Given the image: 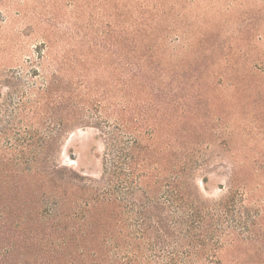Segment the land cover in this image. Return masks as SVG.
<instances>
[{
    "label": "rangeland",
    "instance_id": "1",
    "mask_svg": "<svg viewBox=\"0 0 264 264\" xmlns=\"http://www.w3.org/2000/svg\"><path fill=\"white\" fill-rule=\"evenodd\" d=\"M0 264H264V0H0Z\"/></svg>",
    "mask_w": 264,
    "mask_h": 264
},
{
    "label": "trees",
    "instance_id": "2",
    "mask_svg": "<svg viewBox=\"0 0 264 264\" xmlns=\"http://www.w3.org/2000/svg\"><path fill=\"white\" fill-rule=\"evenodd\" d=\"M130 146L125 145V143L120 142L113 143L111 152H107L104 160L105 169L103 171V177L101 178V182L105 180L106 176H112V175H119L122 172V169H126L128 172V175H134L136 171L141 168L145 167L146 161L143 159H139L137 154H135V151H137V145L136 140H133L130 142ZM108 165V166H107ZM159 165V164H158ZM156 167V174L154 177L142 174L139 176L138 180L134 182V184H130L127 186V190L125 192V196H131L130 199H133L134 195L133 190L136 187V184L138 183L142 187H149V188H155V190L158 189H166L167 196L169 197V200H172V202L177 203L179 207H182L181 202L183 200V192H184V181H182L181 176H179L180 182L176 181L179 178L175 177V179L171 180L169 183L166 182V178L164 177V174L162 173L161 166L159 165ZM184 168V165L180 166V170ZM184 171V170H183ZM110 181V178H109ZM113 182V181H111ZM109 184V182H107ZM139 186V187H140ZM171 198V199H170Z\"/></svg>",
    "mask_w": 264,
    "mask_h": 264
}]
</instances>
